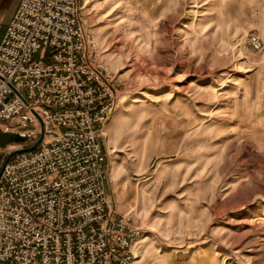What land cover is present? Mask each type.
Wrapping results in <instances>:
<instances>
[{"label": "rangeland", "instance_id": "rangeland-1", "mask_svg": "<svg viewBox=\"0 0 264 264\" xmlns=\"http://www.w3.org/2000/svg\"><path fill=\"white\" fill-rule=\"evenodd\" d=\"M82 4L122 83L97 128L109 194L141 229L134 264H264V0ZM3 125L18 149L41 136Z\"/></svg>", "mask_w": 264, "mask_h": 264}, {"label": "built area", "instance_id": "built-area-1", "mask_svg": "<svg viewBox=\"0 0 264 264\" xmlns=\"http://www.w3.org/2000/svg\"><path fill=\"white\" fill-rule=\"evenodd\" d=\"M84 7L20 0L0 44V126L38 120L43 133L37 149L0 171V264L135 262L141 229L109 194L97 128L112 119L122 83L87 29ZM250 42L263 45L257 34Z\"/></svg>", "mask_w": 264, "mask_h": 264}, {"label": "crops", "instance_id": "crops-1", "mask_svg": "<svg viewBox=\"0 0 264 264\" xmlns=\"http://www.w3.org/2000/svg\"><path fill=\"white\" fill-rule=\"evenodd\" d=\"M19 2L20 0H0V44L6 32V28L19 5ZM21 143L22 140H20L16 132L7 130L3 126H0V171L8 156L14 150L24 146L21 145Z\"/></svg>", "mask_w": 264, "mask_h": 264}, {"label": "water", "instance_id": "water-1", "mask_svg": "<svg viewBox=\"0 0 264 264\" xmlns=\"http://www.w3.org/2000/svg\"><path fill=\"white\" fill-rule=\"evenodd\" d=\"M18 137L20 138V140L25 141V137H21L18 135ZM43 140V133L41 134L40 138L37 140V142H35V144H33L31 147H27V148H22V149H18L16 151H13L7 158L6 163L16 154L19 153H24V152H29V151H33L35 149H37V147L40 145V143Z\"/></svg>", "mask_w": 264, "mask_h": 264}, {"label": "bare ground", "instance_id": "bare-ground-1", "mask_svg": "<svg viewBox=\"0 0 264 264\" xmlns=\"http://www.w3.org/2000/svg\"><path fill=\"white\" fill-rule=\"evenodd\" d=\"M122 102V101H121ZM37 142V141H36Z\"/></svg>", "mask_w": 264, "mask_h": 264}]
</instances>
